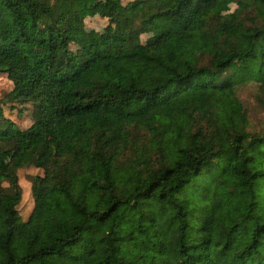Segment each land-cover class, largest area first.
<instances>
[{"label":"trees","instance_id":"16d2710c","mask_svg":"<svg viewBox=\"0 0 264 264\" xmlns=\"http://www.w3.org/2000/svg\"><path fill=\"white\" fill-rule=\"evenodd\" d=\"M103 6L125 44L83 36L77 61L75 0H0V264H264V128L238 97L264 96V0ZM31 103L28 126L4 118Z\"/></svg>","mask_w":264,"mask_h":264},{"label":"rangeland","instance_id":"374dc122","mask_svg":"<svg viewBox=\"0 0 264 264\" xmlns=\"http://www.w3.org/2000/svg\"><path fill=\"white\" fill-rule=\"evenodd\" d=\"M128 0H123V3ZM78 8L85 14L84 28L81 34L74 36L70 44V51L75 54L77 61L83 60L84 49L81 48V42L85 39L96 38L105 46L113 49H119L125 44L123 41L124 32L121 27L115 25L108 19L104 10L103 0H75ZM148 31L140 35L142 43L152 40L158 33L154 23H148ZM84 36V38H83ZM114 37L120 41L114 40ZM58 68L65 70L68 67V61L62 55L55 59ZM11 88V81L5 74H0V97H2ZM247 110L249 126L253 131H260L264 128V96L260 95L251 85L244 87L238 93ZM37 104L31 103L12 107L10 105L2 106L4 118L16 122L22 127H26L37 118ZM7 125L6 121L0 119V128ZM14 145L9 140H0V158L7 160L11 155ZM41 170L33 166L21 168L18 170L19 184L21 186V201L17 206L20 221H25L32 211L34 200L31 194V177L41 174Z\"/></svg>","mask_w":264,"mask_h":264}]
</instances>
